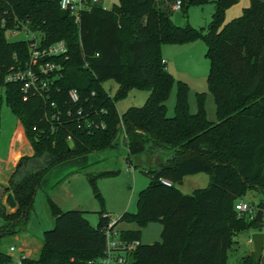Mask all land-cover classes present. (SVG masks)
I'll list each match as a JSON object with an SVG mask.
<instances>
[{
  "label": "trees",
  "instance_id": "16d2710c",
  "mask_svg": "<svg viewBox=\"0 0 264 264\" xmlns=\"http://www.w3.org/2000/svg\"><path fill=\"white\" fill-rule=\"evenodd\" d=\"M175 1L118 0L111 8L95 4L80 12L76 21L60 8L59 0H0V88L32 148L31 155L17 160L7 185L0 184L5 195L4 202L0 197V242L4 235L25 230L35 194L53 167L114 148L120 133L127 160L149 149L158 156L170 150L156 167L145 170L149 180L137 193L136 210L123 212L113 224L138 227L118 231L122 239L140 241L126 264H228L236 235L261 230L264 0H249L242 13L227 22L225 11L238 0H211L213 11L205 30L175 24L167 6ZM208 2L180 0V10L186 16L191 5ZM21 30L36 34L42 46L66 44L67 58L59 60L61 74L44 96L24 97L18 82L5 81L12 68L24 67L28 61L30 40H8L5 34ZM197 39L206 45L215 121L205 114L204 92L197 94V111L189 110L181 80H177L173 114H167L165 102L174 78L165 67L161 46ZM110 79L117 84L113 95L103 86ZM72 88L79 93L76 103L68 98ZM134 88L149 91L144 104L119 114L116 102ZM1 101L2 96L0 107ZM86 119L104 127L87 128ZM200 172L209 175L208 184L183 193L178 187L183 178ZM116 173L108 169L91 175L94 195L101 203L95 179ZM248 192L260 194L252 202L263 211L260 222L235 208ZM45 203L53 226L42 232L38 256L21 257L18 264H87L104 254V228L110 221L104 208L93 227L83 210H64L48 194ZM150 222L160 223V240L143 243L140 229ZM263 258L264 254L256 261L250 252L236 264H264ZM11 263V256L0 248V264Z\"/></svg>",
  "mask_w": 264,
  "mask_h": 264
},
{
  "label": "rangeland",
  "instance_id": "374dc122",
  "mask_svg": "<svg viewBox=\"0 0 264 264\" xmlns=\"http://www.w3.org/2000/svg\"><path fill=\"white\" fill-rule=\"evenodd\" d=\"M240 1L241 0L237 1V5L240 4ZM113 2L117 3L118 1L115 0ZM159 2H165V4H167L166 0H159ZM174 4L175 2L168 3L167 6L170 11L175 10ZM107 5L111 6L112 4L108 3ZM246 6H248V4ZM212 10L213 2L211 0L203 5H191L187 11V17H183L181 10H177L174 11L172 15V21L180 26L189 24L195 28L203 27V30H205L211 20ZM239 15L240 14L237 16ZM229 20H231L230 17L225 18V22ZM5 34L8 40L13 41L27 39L29 37V33L25 30L15 32L6 31ZM205 52L206 45L201 39L185 44H162L161 56L165 61L166 69L174 78V85L165 102L168 115L173 114L177 93V80H181L187 88L189 110L191 112L197 111V94L204 92L203 108L205 114L209 120H216L215 104L207 84L209 60ZM103 86L111 95H113L117 89V84L111 79L106 80ZM148 94L149 91L145 89L134 88L129 90L123 98L116 102L118 113H123L129 107L142 106ZM0 96H2L0 107V155H5L7 153L10 135L15 126L16 116L3 98L2 88H0ZM115 142L116 145L114 148L68 159V164L65 165L63 170H56L59 172L54 177L55 180L51 183L53 188L48 187L47 182L42 184L35 194L33 208L30 210L25 230L16 235H4L0 242V248L11 256V264H17L16 259H19L21 256V252L17 247L22 245L24 240L30 243L29 246L33 250L30 256L36 258L39 254V249L36 247L37 244L41 242L43 230L53 226V217L50 215L49 209L45 203L46 194L50 195V197L52 196L55 203L64 210H83L84 217L93 227H97L100 218L99 211L102 208H104L110 218L109 223L117 221L125 211L134 212L136 210L137 193L148 184L149 180L145 170L156 167L157 161L161 160L159 158L168 156L170 150H165L164 153L158 156L149 149L143 153L132 155L130 157L132 159L131 163L130 160L126 158L127 151L123 144L121 133L118 134ZM108 169L116 170L117 173L112 176H99L95 179L97 190L102 197L101 203L94 195L90 178L91 175ZM46 175H48V173ZM52 175L53 173L51 172V174H49V179H52ZM191 175L193 174H189V176L184 178L178 185L179 189L185 194H190L195 188L205 187L209 182V175L206 173L200 172L197 173L196 176ZM44 190L47 192L44 193ZM259 196L260 194L256 192H248L242 199L252 204V202H257ZM256 211L257 210H255V213ZM2 225L3 220L0 216V227ZM126 228L136 229L138 227L134 223L118 222L114 230L119 231L120 229ZM160 231L161 225L159 222H150L146 224L140 229L139 237L141 242L152 243L154 241H159ZM261 231H264V224ZM247 236V231L240 232L236 235L235 238L237 243L229 253L228 264H236L242 256L252 252V245L247 243ZM10 246H13L14 250H10Z\"/></svg>",
  "mask_w": 264,
  "mask_h": 264
},
{
  "label": "built area",
  "instance_id": "2783aa9c",
  "mask_svg": "<svg viewBox=\"0 0 264 264\" xmlns=\"http://www.w3.org/2000/svg\"><path fill=\"white\" fill-rule=\"evenodd\" d=\"M101 4L100 0H59L60 8L68 11L75 20L79 19V14L82 11L90 10L93 5ZM103 8L104 5H102ZM175 9H180V0H176L174 4ZM28 32V31H27ZM30 40L28 49V61L24 67L17 66L12 68L5 76L7 82H18L20 89L24 94H34L44 96L50 89L53 80L61 74L63 65L59 61L61 58H67V47L63 41H58L47 46L40 44V39L36 34L28 32ZM68 98L71 102L79 101V93L75 88L69 89ZM50 106L54 107L55 103L50 102ZM82 114V110H78ZM103 112V110H102ZM87 128L104 127L101 122L94 123L92 120L86 119ZM80 127V125H78ZM35 129V127H34ZM166 185L171 183L162 179ZM235 208L239 212L248 213L250 217H254L255 207L243 199L238 200ZM114 222L108 223L104 228L106 237V246L104 254L87 262V264H126L130 253L140 244L138 239L126 240L119 236V232L114 230ZM264 240V231H263ZM13 247H10L12 250Z\"/></svg>",
  "mask_w": 264,
  "mask_h": 264
},
{
  "label": "crops",
  "instance_id": "0c3cea01",
  "mask_svg": "<svg viewBox=\"0 0 264 264\" xmlns=\"http://www.w3.org/2000/svg\"><path fill=\"white\" fill-rule=\"evenodd\" d=\"M100 1H101L102 5H104V7H106V8H111L115 4L113 2L115 0H100ZM139 1H143V0H139ZM108 3L109 4L111 3L112 5L111 6L110 5H107ZM237 4H238V2L236 4H233V5L229 6L226 9V11H225V18L230 17L232 19V17L233 18L237 17L238 14H241L242 13L243 8L247 4H249V0H241L240 1V4L239 5H237ZM177 10H180V9H175V10L172 11L171 18H173L172 15H173L174 11H177ZM187 15L186 16L185 15H182V16L183 17H187ZM31 154H32V148H31L28 140L25 137V134H24V130H23L22 125L20 124V122L16 118L15 126H14V128L12 130V133L10 135V138H9L8 147H7V153L5 155H0V184L3 185V186H6L7 185L8 179H9L11 173L13 172L14 167H15V164H16L17 160L20 158V156H22V155H31ZM129 160L132 163V161H131L132 159L130 158ZM158 162L159 161H157V164H158ZM66 164H68L67 163V160L64 161V163H60V164L56 165L55 167H53L49 171L50 173L48 172V175H46L44 177V179L42 180L41 186H42V184H44V183L47 182L48 187H52L53 188V185H51V183L55 180L54 177L56 176V174L59 171H61V169L63 170L65 168V165ZM56 170H59V171H56ZM51 172L53 173V175L51 176L52 179H49V177H50L49 174H51ZM196 174H193L191 176H196ZM187 176H189V175H186L184 178H186ZM193 178H197V177H193ZM0 189H2V188L0 187ZM43 192L46 193L47 191L44 190ZM3 193H4V190L2 189V192L0 191V195H1V198H2V202H4V200H5V195H3ZM52 199L54 200L53 197H52ZM77 208H79V207H77ZM8 210H12V209H9L8 208ZM257 230L258 229H252V230H248L247 231L248 232L247 243L249 245H252V242H251V234H252V232L257 231ZM29 245H30V243L28 241L24 240L22 242V245H20V246L17 247V249L21 252L20 258L21 257H31L30 255H31V253H32L33 250L31 249V247ZM234 245H233V247H234ZM40 246H41V242H39L37 244V247L36 248L39 249ZM10 247H13V246H10ZM10 247H9V249H10ZM233 247H232V249H233ZM12 250H14V248ZM20 258L19 259H16L17 264H18ZM228 259H229V257H228Z\"/></svg>",
  "mask_w": 264,
  "mask_h": 264
},
{
  "label": "water",
  "instance_id": "95a60500",
  "mask_svg": "<svg viewBox=\"0 0 264 264\" xmlns=\"http://www.w3.org/2000/svg\"><path fill=\"white\" fill-rule=\"evenodd\" d=\"M0 191L2 192V189H0ZM262 215H263V211L261 209H257L254 216L255 220L260 222L262 220ZM251 242H252L253 257L256 261H259L263 254V246H264L263 231L257 230L252 232Z\"/></svg>",
  "mask_w": 264,
  "mask_h": 264
}]
</instances>
